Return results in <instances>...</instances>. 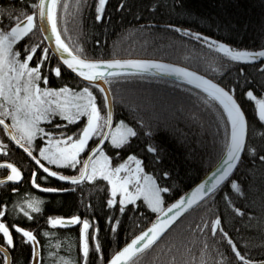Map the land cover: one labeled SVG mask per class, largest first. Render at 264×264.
<instances>
[{"label":"trees","instance_id":"trees-1","mask_svg":"<svg viewBox=\"0 0 264 264\" xmlns=\"http://www.w3.org/2000/svg\"><path fill=\"white\" fill-rule=\"evenodd\" d=\"M37 2L38 0H0L2 26H8L16 18L22 20L24 15L33 11L31 5ZM95 3L96 0H58V31L69 48L81 57L167 60L193 68L222 85L231 84L239 69L244 68L245 73L249 74L250 83H254L257 88L264 84V76L257 72L258 65L264 63V60L253 64L231 61L215 49H209L207 45L169 27L175 25L188 28L237 48L258 51L264 47V0H126L122 10L116 7L118 0H108L102 23L95 21ZM97 40L100 41L99 45ZM23 43H35L48 48L42 34L35 29L23 39ZM52 56L50 62L44 64L45 72L49 64L52 67L57 64L56 58L53 54ZM32 64L30 61V66ZM241 79L243 80V74ZM39 83L41 88L45 86L43 81ZM65 83L78 90L87 86L64 68L61 77L49 74L48 87L59 88ZM108 86L112 94L115 122L124 120L135 127L133 121L136 124L143 121V129L137 128L138 136L131 139L130 145L123 150L112 146L110 141L106 143L104 150L113 157V164L123 161L132 153L138 154L144 170L154 176L159 177L162 170L170 171V180L158 179L162 186H171L165 196L167 206L198 182L220 158L222 148L216 133L217 124L222 123V109L217 111V108L206 105L203 102L206 94L201 89L163 77L128 74L112 81ZM90 89L95 95L94 86ZM243 91L246 89L237 86L236 98L245 111L249 124L259 132L264 128V122L258 120L255 102L243 96ZM99 100L98 96V106ZM106 110L105 108L102 112ZM7 121L11 123L10 119ZM67 123L64 118L56 116L53 122L43 121L40 125L47 131ZM76 127H81L79 122ZM60 131L71 134L75 129L62 127ZM220 131L222 136V129ZM0 139L5 144L4 150L0 151V161L14 162L24 174L19 183H0V205L8 210L6 223L32 230L36 235L41 246L39 264H65L66 259L74 264H82L79 222L53 226L47 224L48 216L69 217L75 214L81 219L90 220L95 216L103 259L95 253V242L89 236V264H104L121 245L155 218L156 213L146 209V205L139 212H134L133 208L136 206H132L121 215V221L113 233L106 225L109 213L105 201L108 193L107 182L103 178L85 180L81 184H66L49 176L46 182H37L47 188L55 187L65 191L53 193L37 190L31 183V172L36 168L34 163L10 142L2 129ZM45 142L41 138L35 141L36 144ZM256 142H262L259 135ZM149 144L160 150L161 161H154L153 154L146 150V145ZM32 150L38 155V152L33 148ZM115 151H120L121 160L114 159ZM59 167L63 174L76 173V170H66L65 166ZM36 170L39 176L46 175L40 169ZM7 173V167H0V177ZM233 178H238L243 195L232 192L231 204H226L219 194L214 198V203L204 204L201 201L153 245L133 258L131 264H197L201 259V250L205 253L203 259L208 264H219L221 257L226 264H243L242 261H237L227 243L221 241L218 232L213 236L210 229L207 232L197 229L202 221L210 222L216 216L221 217V227L234 239L246 260H263L264 163H261L258 156L254 157L245 151L238 167L234 169ZM29 200L33 201L32 209H28L23 203ZM141 203L142 199L137 200V205ZM85 205L90 207L86 209ZM19 207H24L32 219L29 220L25 213L20 212ZM37 207L41 211L36 212ZM234 208H240L241 213H235ZM93 230L90 227L89 233ZM10 231L15 238V247L9 248L11 264H31V245L23 243L22 237L15 230ZM44 232L49 235L45 236ZM0 244H4L2 239ZM2 257L3 253H0V258ZM0 264H3L2 259Z\"/></svg>","mask_w":264,"mask_h":264},{"label":"snow or ice","instance_id":"snow-or-ice-1","mask_svg":"<svg viewBox=\"0 0 264 264\" xmlns=\"http://www.w3.org/2000/svg\"><path fill=\"white\" fill-rule=\"evenodd\" d=\"M107 3L108 0H96L95 21L97 23L104 21ZM57 4L58 0H38V3L31 5L33 11L24 15L22 21L16 18L6 27L2 26L3 21H0V129L7 133L10 142L14 141L23 149L35 162V165L46 174L39 176L36 168L32 169L31 183L36 189L42 188V183H38L37 180L46 182L49 175L52 178H58L59 181L72 184H81L85 180L94 181L97 177L103 178L107 182L106 191L108 193V198L105 201L109 213L106 217V225L113 233L117 230L121 215L125 214L132 206H136L133 208L134 212H139L140 208L146 205V209H151L153 213L158 214L150 227L140 231L130 242L107 259V264H131L136 253L153 245L158 237L166 229H169L170 225H174V222L178 217H181L186 209H190L197 202L214 203V198L219 194L226 204H231L232 192L239 195L244 194L238 183V178H233L234 169L238 167L242 153L245 151L254 157L258 156L261 163H264V155H260V153H264V128L257 132V129L249 124L245 111L237 101L236 88L240 86L242 89H246L242 93L243 96L255 102V114L260 122H264V84L257 88L254 83H250L249 74L245 73L244 68L239 69L236 79L231 84L222 86L221 83L214 82V80L199 75L195 71H190L186 67H178L158 60L86 59L79 55H73V51L64 42L58 31ZM125 5L126 0H118L116 7L122 10ZM65 7H67L66 2ZM9 19L13 20L12 17ZM169 27L207 45L209 49H215L216 52L230 58L231 61L249 62L264 58V47L258 51L237 48L188 28L175 25ZM34 29L40 33L50 31L51 35L45 36L44 39L53 40L54 51L58 53L56 66L52 67L49 64L47 72H45L44 64L49 63L53 58L50 50L37 46L35 43H23V39ZM96 43L99 45L100 41L97 40ZM30 61L33 62L31 66ZM63 68L77 73L87 86L78 91L76 88H70L67 83L59 88L48 87L49 74L61 77ZM216 70L219 71V68ZM257 72L264 76V63L258 65ZM133 73L164 74L185 80L206 94L203 98L206 105L217 108V111L222 109V123L217 124L216 133L222 148V154L217 161L221 167L214 166L213 171L208 173L203 181L197 183L189 193L180 196L173 203H168L166 207L165 196L169 193L171 186H162L158 183V179L168 178L170 180V171L162 170L159 177L145 172L142 159L138 154L132 153H129L126 159L113 167L111 165L113 157L107 155L104 150L107 141H110L112 146L123 150L130 145L131 139L138 136L137 128L143 129V121H140L139 124L133 121L132 123L136 125L134 127L125 123L124 120H119L116 122L115 128L112 127L113 101L107 95L110 89L103 86ZM242 74L243 80L241 79ZM252 80L254 81L255 78L253 77ZM41 81L45 85L43 89L39 83ZM93 86L96 90L95 95L90 90ZM98 96L100 97L99 106ZM105 108L107 111L102 115V110ZM56 116L63 117L68 122L67 125H57L47 131L40 126L41 121L53 122V118ZM7 119H10L11 123H6ZM77 122L81 127H76ZM62 127L74 128L75 131L69 134L60 131ZM17 134L20 139L17 138ZM257 135H259L261 143L256 142ZM37 138L46 139V143L36 144ZM21 140L24 143H21ZM25 144L32 146L38 155H33V151L26 148ZM3 150L0 148V151ZM146 150L153 154L154 161L162 160L160 150L156 146L146 145ZM82 156L83 159H81ZM41 158L48 165H63L66 170H76L77 174H61L60 171L52 170V167L46 166ZM114 159L121 160L120 151H115ZM6 167L11 169V174L5 178L6 181L21 180V172L14 164H7ZM4 182L0 180V183ZM43 190L53 193L65 191V189L55 187ZM137 198H142V203L139 205H137ZM23 203L27 205L28 209L33 208V201L29 200ZM89 207V205H85L86 209ZM19 211L25 213L29 220L32 219L27 215L24 207H19ZM35 211L39 212L41 209L37 207ZM234 211L241 213L240 208H234ZM8 214L6 207L0 205V234H2L0 239L4 241V244H0V253H3V257L0 259L3 264H11L9 248L15 247V238L10 229L15 230L22 237L23 243L31 245V264H39L41 246L36 235L32 230L6 223ZM95 220V216L90 220L89 218L81 219L79 215L75 214L69 217L48 216L47 224L64 226L79 222L81 260L82 264H89V236L95 242V253L103 259L101 244L97 237L99 229L96 227ZM90 227L94 229L91 233H89ZM197 229L200 232H207L210 229L213 236L218 232L221 241L227 243L238 262L254 264V261L245 259V256L238 250L234 239L221 227L220 216H216L210 222L202 221L197 225ZM43 234L49 235L48 232ZM204 255L205 253L201 250V259L197 264H208L203 259ZM65 264H74V262L66 259ZM219 264H226L223 257Z\"/></svg>","mask_w":264,"mask_h":264},{"label":"water","instance_id":"water-1","mask_svg":"<svg viewBox=\"0 0 264 264\" xmlns=\"http://www.w3.org/2000/svg\"><path fill=\"white\" fill-rule=\"evenodd\" d=\"M38 3V2H37ZM24 19V18H23ZM22 19V20H23ZM21 20V21H22ZM37 23H38V19H37ZM42 34V37H43V39H44V37L45 36H50L51 35V32L49 31V32H46V33H41ZM44 41H45V43H46V45H47V47L49 48V50L51 51V53L54 55V57L56 58V60H58V53H55V51H54V41L53 40H46V39H44ZM73 55H77L76 53H74L73 52ZM81 57V56H80ZM81 58H85V57H81ZM86 59H89V58H86ZM114 59H144V60H158V61H161V62H163V63H167V64H174V65H177L178 67H186V68H188L190 71H195V72H197L199 75H204L206 78H208V79H212L211 77H209V76H207V75H205L204 73H201V72H199V71H197V70H195V69H193V68H190V67H188V66H185V65H182V64H178V63H175V62H171V61H167V60H161V59H155V58H137V57H127V58H114ZM264 60V58H258V60L257 61H249V62H244V61H239V62H241V63H244V64H253V63H257V62H261V61H263ZM64 69H66L69 73H71L72 75H74L75 77H77L78 79H80L81 81H83L84 83H86L84 80H83V78H80L79 76H78V74L77 73H74V72H72L71 70H68L67 68H64ZM133 74H140V75H152V76H157V77H163V78H167V79H171V80H173V81H176V82H179V83H182V84H185V85H188V86H192V87H195L194 85H191V84H188L185 80H182V79H179V78H176L175 76H168V75H164V74H159V75H153L152 73H143V74H141V73H133ZM212 80H214V79H212ZM214 82H217L216 80H214ZM217 83H219V82H217ZM104 87H107V88H109V86L108 85H103ZM223 86V85H222ZM196 88V87H195ZM110 89V88H109ZM107 95L109 96V99H111L112 100V94H111V90L107 93ZM113 101V100H112ZM238 101V100H237ZM239 103V102H238ZM112 110H113V113H114V117H113V124H112V127L114 126V122H115V112H114V107L112 108ZM247 119V118H246ZM6 123H9L7 120H6ZM17 138H18V136H17ZM9 139H10V137H9ZM19 139V138H18ZM108 142V141H107ZM106 142V143H107ZM11 143L16 147V148H18V149H20V150H22L26 155H27V153L23 150V149H21L18 145H16L15 144V142L14 141H11ZM21 143H24L23 141H21ZM25 147L26 148H29L30 150H32L28 145H26L25 144ZM33 151V150H32ZM33 155H36L35 154V152L33 151ZM28 156V155H27ZM29 157V156H28ZM30 158V157H29ZM30 160L34 163V165H35V162L30 158ZM42 161V160H41ZM43 162V161H42ZM44 163V162H43ZM7 164H14L19 170H20V172H21V180L20 181H6V177L7 176H9L10 174H11V169H9L8 168V173H7V175H5V176H3V177H0V180H3V181H5V182H11V183H19V182H21L22 181V179H23V176H24V174H23V172H22V170L17 166V164H15L14 162H11V161H8V160H4V161H0V167H6V165ZM36 166V165H35ZM47 166V165H46ZM214 166H216V167H221V165H218L217 164V162L214 164ZM213 166V167H214ZM213 167L198 181V182H196L194 185H192L191 187H189L186 191H184L182 194H180L176 199H178L180 196H182V195H185L186 193H189L190 192V190L192 189V188H194L195 187V185L197 184V183H200L201 181H203L204 180V178H205V176L208 174V173H210V172H212L213 171ZM36 168H38V166H36ZM39 169V168H38ZM52 170H54V169H52ZM42 171V170H41ZM56 171V170H55ZM62 174V173H61ZM66 175V174H65ZM50 176V175H49ZM55 179H57L58 180V178H55ZM61 182H63V183H66V184H72L71 182H64V181H61ZM33 187H34V185H33ZM35 188V187H34ZM44 188H47V187H44V186H42V188L41 189H37V190H40V191H44L43 189ZM175 199V200H176ZM175 200L174 201H172L171 203H173V202H175ZM200 202H197V204H199ZM196 204V205H197ZM196 205H193L190 209H192L194 206H196ZM166 207V206H165ZM190 209H186L185 210V212L184 213H182L181 214V217H178L177 218V221L178 220H180ZM156 215H158V214H156ZM153 221V220H152ZM177 221H175L174 222V224L177 222ZM152 223V222H151ZM151 223H149L146 227H144L142 230H140V231H143L144 229H146V228H148V227H150V224ZM173 225H170L169 226V229L172 227ZM169 229H166L165 230V232L164 233H162L161 234V236L162 235H164ZM139 231V232H140ZM139 232L138 233H136L135 235H138L139 234ZM134 235V236H135ZM133 236V237H134ZM160 236V237H161ZM132 237V238H133ZM160 237H158V239L160 238ZM132 238H130L127 242H125L123 245H121L119 248H121V247H123L126 243H128V242H130V240L132 239ZM157 239V240H158ZM155 243V242H154ZM153 243V244H154ZM119 248L117 249V250H119ZM116 250V251H117ZM145 249H143V250H141V252L142 251H144ZM10 252V251H9ZM141 252H139V253H136L135 255H134V257L133 258H135L138 254H140ZM110 258V257H109ZM132 258V259H133ZM9 260L11 261V254H10V256H9ZM39 261H40V259H39ZM104 264H107V259H106V261H105V263ZM254 264H264V259L263 260H260V261H256V262H254Z\"/></svg>","mask_w":264,"mask_h":264},{"label":"rangeland","instance_id":"rangeland-1","mask_svg":"<svg viewBox=\"0 0 264 264\" xmlns=\"http://www.w3.org/2000/svg\"><path fill=\"white\" fill-rule=\"evenodd\" d=\"M41 89H43V88H41ZM77 91H78V89H76ZM91 90V89H90ZM107 111V110H106ZM105 111V112H106ZM105 112H102L101 114L102 115H104V113ZM63 118V117H62ZM41 122H43V121H41ZM41 122H40V124H41ZM115 124H116V122H114V126H113V128H115ZM41 126V125H40ZM17 136L20 138V136L17 134ZM57 138H59V137H57ZM44 140H46V139H44ZM46 143V142H45ZM5 144H4V142L0 139V148H3V146H4ZM84 157L82 156L81 157V159H83ZM122 161H120V162H117V163H121ZM117 163H115V164H117ZM46 164H47V162H46ZM115 164H113L112 162H111V165L114 167L115 166ZM48 165V164H47ZM48 166H50V167H52V169H54V170H56V171H60L62 174H63V172H62V170L60 169V167L59 166H63V165H58V166H56V165H48ZM145 171V170H144ZM146 172V171H145ZM65 174V173H64ZM75 174H77V171H76V173ZM139 199H142V198H137V200H139Z\"/></svg>","mask_w":264,"mask_h":264}]
</instances>
